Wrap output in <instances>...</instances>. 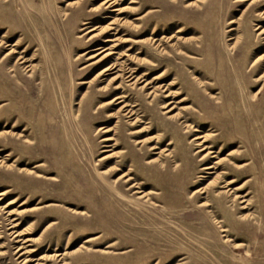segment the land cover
<instances>
[{"label": "rangeland", "instance_id": "374dc122", "mask_svg": "<svg viewBox=\"0 0 264 264\" xmlns=\"http://www.w3.org/2000/svg\"><path fill=\"white\" fill-rule=\"evenodd\" d=\"M101 1L0 0V264H264V0Z\"/></svg>", "mask_w": 264, "mask_h": 264}, {"label": "bare ground", "instance_id": "6f19581e", "mask_svg": "<svg viewBox=\"0 0 264 264\" xmlns=\"http://www.w3.org/2000/svg\"><path fill=\"white\" fill-rule=\"evenodd\" d=\"M171 1H174V0H171ZM240 1H246V0H240ZM100 6H101V9L103 10L104 8H110V11L111 12H115L116 14H119L122 10H120L119 8H117L116 7V5H117V0H102L101 2H100V4H99ZM99 5H95V6H92L91 7V9L90 10H93V11H95V10H97L98 9V6ZM187 5H190L189 3L187 4ZM264 13V12H263ZM230 22H232V20L230 21ZM116 22L114 21V20H112V21H110L108 24H107V26H106V28L105 29H108V30H114L113 31V37H111V38H106V40H104V41H111V42H114L115 40H120V42H126V41H129V38H127V39H123L122 37L121 38H118L116 35H117V28L114 26L113 27V25L115 24ZM259 27V26H258ZM258 27H256L255 29H260L259 30V33L258 34H262V33H264V28H258ZM93 29H88L87 31H92ZM92 37V36H91ZM149 40L151 41V42H155L154 40L155 39H153V38H149ZM140 41H142V40H135L134 42H140ZM2 45V43H1V39H0V46ZM117 45H119L118 43H113L112 44V46H110L111 47V49H108V48H104L102 51H108V52H106L105 53V55L107 56V57H109V56H111L113 53H115L114 52V48L116 49L117 48ZM157 45V44H156ZM231 47H233V45L234 44H229ZM110 51V52H109ZM11 52V50L9 51V52H7L5 55H8L9 53ZM142 52V51H141ZM100 53H102L101 51L100 52H96V53H91L89 56H88V58L89 59H91V58H95V57H97V55H99ZM105 56V57H106ZM131 58H132V56H131ZM134 59H135V56L133 57ZM100 59V58H99ZM99 59L98 60H96V61H99ZM264 60V53L263 54H261L260 56H258V57H256L255 59H254V62L256 61V60ZM32 68V66H30L29 67V69H31ZM112 68H114V67H112ZM111 68V69H112ZM138 68V67H137ZM137 68H131L130 66H124V69H125V71L128 73L127 74V76L126 77H131V75H133V73L136 71V69ZM110 69V68H109ZM104 70H108V68H105ZM146 76V75H145ZM133 77V76H132ZM131 77V78H132ZM140 78H141V76H139ZM147 77V76H146ZM130 78V79H131ZM137 78L138 77H136V79L131 83V85H133L134 84V82L135 81H137ZM140 78H138V79H140ZM158 78V76L156 75V76H154L152 79V82H155L156 81V79ZM144 86V85H143ZM143 86H141V87H143ZM120 87H122V84H121V82H119L114 88L115 89H118V88H120ZM263 87V86H262ZM261 87V88H262ZM155 93H156V91H155V88H153L152 89V91H149V92H147V94L149 95V96H154L155 95ZM208 94H209V98H214V97H216L213 93H210V92H208ZM171 94H169V93H167L165 96L167 97V96H170ZM124 95H116V96H114L111 100H109V101H107V102H105V104H107V103H112V102H114L116 99H119V98H121V97H123ZM187 98L186 97H183V98H181L180 100H178L179 102H182V101H185ZM122 100H120V101H117V103H119V102H121ZM169 103V102H168ZM167 104V103H166ZM165 104V105H166ZM128 104H123L122 105V107H126ZM165 105H163V107H167V105L165 106ZM125 108H122L121 110H124ZM132 108H130L128 111H127V113H132ZM169 111H171L170 109H168V110H166V112H169ZM178 117H180V116H178ZM181 117H183L184 119H182V123L184 124V126L185 127H192V125H191V123H188L187 122V119L185 118V116H181ZM134 124V121L133 122H131V125H133ZM201 126V125H200ZM136 131H138V130H136ZM135 131V132H136ZM193 131H198V128H196V127H193ZM215 135H216V133H205L204 135H195L194 137H193V140L195 141V144L198 146V149H197V152H204L203 154H202V156H201V158L200 159H203V158H206L207 156H209L210 155V153H212V150H211V145H206V141L208 140V137H215ZM234 137H235V135H234ZM105 139H111V138H105ZM236 142H238V140H236L235 138H234V143L233 144H235ZM135 143H142V140H136L135 141ZM232 144V145H233ZM246 144V146L248 145L247 143H245ZM230 147V146H229ZM154 148H156V146H151L150 147V149H154ZM168 154V153H167ZM112 155V154H111ZM227 155H229V158H231V159H233V161L231 162L232 164H233V167L234 168H237V169H240V168H244L245 166H247L248 165V163H243V164H239L238 163V161H240V160H242V159H244V157L246 156V154H245V152H244V150H240L239 148H234V149H232ZM106 158L107 157H109V156H105ZM211 157H214V155H212ZM219 163V160H217L216 161V163L215 164H218ZM214 166L213 165H205V166H203L202 167V169H211V168H213ZM123 168V167H122ZM121 177H123V175L122 176H120L119 178H117L116 179V181L118 182L119 181V179L121 178ZM128 179H130V177L128 178ZM234 180L233 179H230V180H228L227 181V185H229L230 183H232ZM249 182V180H246L244 183H243V185L244 186H246L247 185V183ZM230 186V185H229ZM197 191V190H196ZM1 194V193H0ZM208 205V202H206V201H204V202H202V203H200V206H207ZM229 236V235H228Z\"/></svg>", "mask_w": 264, "mask_h": 264}]
</instances>
